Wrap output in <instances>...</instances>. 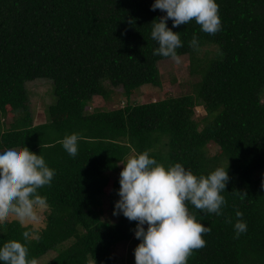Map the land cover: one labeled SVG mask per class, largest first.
<instances>
[{
    "label": "trees",
    "instance_id": "16d2710c",
    "mask_svg": "<svg viewBox=\"0 0 264 264\" xmlns=\"http://www.w3.org/2000/svg\"><path fill=\"white\" fill-rule=\"evenodd\" d=\"M153 3L0 0V147L26 146L56 173L39 189L49 204L40 231L0 222V245L32 234L27 247L35 264L50 253L45 264H120L114 248L133 240L137 224L113 215L120 171L144 151L196 175L228 170L221 215L188 205L211 232L187 264H264V0H217L222 27L215 34L194 20L172 28L169 19L183 43L177 53L189 58L197 79L193 93L138 104L132 97L141 88L163 86L159 63L171 59L153 55L151 23L166 15ZM39 80L52 83L53 101L47 122L35 125L27 84ZM118 88L123 107L90 112L95 96L109 101ZM198 106L206 112L201 121ZM72 133L81 137L75 157L61 143ZM237 219L247 223L239 238Z\"/></svg>",
    "mask_w": 264,
    "mask_h": 264
},
{
    "label": "clouds",
    "instance_id": "9594fccd",
    "mask_svg": "<svg viewBox=\"0 0 264 264\" xmlns=\"http://www.w3.org/2000/svg\"><path fill=\"white\" fill-rule=\"evenodd\" d=\"M151 9L166 12L151 23V38L158 45L153 55L177 63V49L183 43L179 32L172 28L193 20L209 34L222 27L217 0H154ZM169 19L172 28L168 27ZM190 46H198L195 35ZM80 139L79 134L72 133L61 141L70 156L78 154ZM122 164L119 199L113 215L122 214L137 222L134 234L140 243L134 249L135 264H187L193 250L205 247L204 234L211 232V226L198 221L188 205L221 215L226 204L222 193L229 181L228 170L217 167L207 175H196L179 162L168 166L158 163L148 151L133 155ZM55 174L41 153L15 144L0 147V219L12 215L22 226L38 222L49 207L39 189L50 186ZM242 216L243 213L236 212L237 218ZM234 229L239 238L247 231V223L237 219ZM22 237L23 241L8 240L0 245V264H35L27 247L32 234L24 231Z\"/></svg>",
    "mask_w": 264,
    "mask_h": 264
},
{
    "label": "rangeland",
    "instance_id": "374dc122",
    "mask_svg": "<svg viewBox=\"0 0 264 264\" xmlns=\"http://www.w3.org/2000/svg\"><path fill=\"white\" fill-rule=\"evenodd\" d=\"M159 69L162 74L163 86L161 88H154L150 86L141 88L140 93L132 97V99L135 100V103L146 104L161 101L167 97H179L193 93V85L197 79H194L189 74V58L187 56L180 57L179 63L173 59L162 61L159 63ZM27 88L30 91L29 103L34 115L35 125L46 123L47 106L53 101L52 83H48L45 80H39L28 83ZM122 92V88L114 90V93L110 96L109 101L101 96H95L93 101L89 104L90 112L94 109L114 110L123 107L126 104V99L124 98ZM262 102L264 103V95ZM205 115L206 112L204 108L202 106H198L196 108L195 119L197 121H201ZM6 121L10 123L12 121V116L9 115ZM208 148L211 154H215V152L219 149L214 144L209 145ZM107 207L108 203H106V208ZM47 212L48 209L41 213V217L38 222H26L24 225L31 226L34 230L40 231L46 224ZM12 220L17 219L14 216L9 215L6 218L0 219V222L2 223ZM145 228H147V225H145ZM139 243L140 240L134 236L131 242L119 244L114 248L113 257L116 258L120 264H130V262L135 263L134 249ZM54 256L55 253H50L40 259L37 264H45Z\"/></svg>",
    "mask_w": 264,
    "mask_h": 264
}]
</instances>
